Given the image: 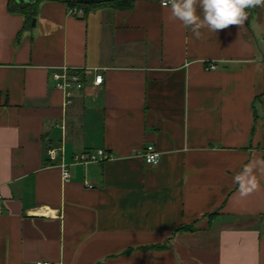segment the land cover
I'll return each mask as SVG.
<instances>
[{
	"label": "crops",
	"instance_id": "1",
	"mask_svg": "<svg viewBox=\"0 0 264 264\" xmlns=\"http://www.w3.org/2000/svg\"><path fill=\"white\" fill-rule=\"evenodd\" d=\"M71 8L42 1L33 25L0 0V264H264V177L233 183L264 157V8L201 39L160 0ZM63 67L86 84L69 105Z\"/></svg>",
	"mask_w": 264,
	"mask_h": 264
},
{
	"label": "clouds",
	"instance_id": "2",
	"mask_svg": "<svg viewBox=\"0 0 264 264\" xmlns=\"http://www.w3.org/2000/svg\"><path fill=\"white\" fill-rule=\"evenodd\" d=\"M160 3L163 9L169 10L168 19L179 21L196 39L202 38V29L216 33L230 26L241 28L248 20V9L264 8V0H160ZM157 156L149 154L147 162L158 163ZM262 177L264 157L254 155L233 176L240 197L259 191Z\"/></svg>",
	"mask_w": 264,
	"mask_h": 264
},
{
	"label": "built area",
	"instance_id": "3",
	"mask_svg": "<svg viewBox=\"0 0 264 264\" xmlns=\"http://www.w3.org/2000/svg\"><path fill=\"white\" fill-rule=\"evenodd\" d=\"M72 13H81L82 10L75 7L71 8L70 10ZM210 70H216L218 69V65L216 62H213L208 67ZM53 80L56 83V87L60 90H62L66 95V104L69 105L73 102V90L79 89L82 90L86 87L85 82L83 81L82 73L80 70L77 69H70L68 67L61 68V71H55L53 72ZM104 82V76L102 74H96L95 80L92 83L93 88H97L101 86ZM151 150V153H150ZM60 154H64V149L61 148L60 150H57L55 148L48 150V155L51 161H56ZM149 154H158L157 159L158 163L161 160V152L157 150V148L154 145H149L145 148V150L141 153V156L144 158L145 162H147V157ZM114 155L110 152L105 151L104 149H100L97 151H87L80 154H77L73 158L72 165H86L89 163H99L104 162L107 160L113 159ZM157 164V163H156ZM154 165V164H149ZM63 170V178L64 180H69L71 177V171L69 169V165L62 164L61 165ZM1 199V194H0ZM37 264H51L49 262H38Z\"/></svg>",
	"mask_w": 264,
	"mask_h": 264
},
{
	"label": "trees",
	"instance_id": "4",
	"mask_svg": "<svg viewBox=\"0 0 264 264\" xmlns=\"http://www.w3.org/2000/svg\"><path fill=\"white\" fill-rule=\"evenodd\" d=\"M45 0H32L31 3H26L25 0H9V9L15 13H21L26 16L28 21L35 19L38 13V5ZM69 4L72 8H80L85 10L86 12L105 8V7H118L120 9H130L133 7L137 0H101L96 2H76L72 0H60ZM254 9V8H252ZM252 9H248L251 11ZM183 229H189V227H185ZM158 248H162L163 246H156Z\"/></svg>",
	"mask_w": 264,
	"mask_h": 264
},
{
	"label": "water",
	"instance_id": "5",
	"mask_svg": "<svg viewBox=\"0 0 264 264\" xmlns=\"http://www.w3.org/2000/svg\"><path fill=\"white\" fill-rule=\"evenodd\" d=\"M29 0H25V2H27ZM72 1H76V2H83V3H88V2H96V1H101V0H72ZM36 24V19H33V25Z\"/></svg>",
	"mask_w": 264,
	"mask_h": 264
}]
</instances>
